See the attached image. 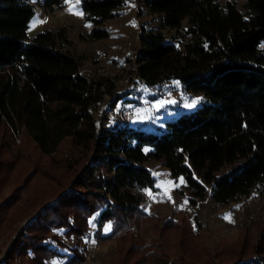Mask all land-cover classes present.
Wrapping results in <instances>:
<instances>
[{
    "label": "trees",
    "instance_id": "1",
    "mask_svg": "<svg viewBox=\"0 0 264 264\" xmlns=\"http://www.w3.org/2000/svg\"><path fill=\"white\" fill-rule=\"evenodd\" d=\"M125 1L80 0L86 39L108 36L105 21ZM63 2L42 5L53 10ZM139 2L159 22L141 26L139 77L150 86L175 79L203 97L161 129L97 125L101 82L90 81L81 57L62 48L61 29L29 36L33 0H0V254L12 244L0 264L85 263L82 242L93 217V238L114 241L116 264H264V204L251 228L242 225L213 253L184 216L161 221L144 211L143 196L157 180L148 157L183 178L176 192L190 205L207 192L225 203L264 178V0L240 7L234 0Z\"/></svg>",
    "mask_w": 264,
    "mask_h": 264
},
{
    "label": "rangeland",
    "instance_id": "2",
    "mask_svg": "<svg viewBox=\"0 0 264 264\" xmlns=\"http://www.w3.org/2000/svg\"><path fill=\"white\" fill-rule=\"evenodd\" d=\"M234 1L240 7L242 0ZM33 2L36 13L30 21L28 35L33 36L37 31L46 28L54 31L61 29L59 42L62 48L81 57V71L90 81L101 82L99 87L101 99L92 110L97 125L100 122L108 124L119 120L150 130L161 129L167 119L173 118L181 110L194 108L202 101L201 93L183 89L175 79H165L150 86L139 77L136 55L140 46L141 26L145 22L149 26L159 25L157 16L148 12L139 0H126L118 10V15L105 21L109 35L96 40H88L85 37L90 24L84 18L80 0L78 5L75 4V0L71 3L64 0L61 7L53 10L46 9L42 5L43 0ZM69 8L82 15L70 14ZM259 48L264 51V42L259 44ZM116 96L120 98L113 103ZM155 104L161 105L159 110L154 107ZM141 116L143 120L140 119ZM148 149L143 148L144 151ZM146 165L157 180L154 190L143 191L144 211L153 213L161 221L170 215L184 216L193 232L213 253L221 244L231 241L242 225L251 228L264 204V178L253 185L247 194H239L225 203L211 199L207 192L199 204L190 205L188 202L185 204L186 199L176 192L181 177L172 178L169 169L152 157L146 159ZM157 185L166 187L158 188ZM12 190L13 185H7L3 195L8 196ZM169 194L175 204L167 199ZM24 222L18 226L15 233H12L14 240L27 226ZM89 224H92V220H89ZM92 229L88 227L86 238L83 240L90 244L94 241ZM133 230L136 231V228ZM140 231L142 236L147 237L150 225L144 223ZM5 237L6 235L0 238V243ZM62 238L71 247L78 244L76 238L69 240ZM10 242L11 239L8 240V246L1 247L3 253L0 254V262L9 247H12ZM114 249V241L106 244L96 243L97 252L86 254V262L82 264H116ZM65 261L66 259L55 258L47 264H64Z\"/></svg>",
    "mask_w": 264,
    "mask_h": 264
},
{
    "label": "snow or ice",
    "instance_id": "3",
    "mask_svg": "<svg viewBox=\"0 0 264 264\" xmlns=\"http://www.w3.org/2000/svg\"><path fill=\"white\" fill-rule=\"evenodd\" d=\"M65 2H66V3H71L72 0H65ZM75 4L78 5V4H79V0H75ZM69 12H70V14L82 15V13H79V12L74 11L73 8H69ZM38 22H42V21H38ZM189 106H190V105H189ZM154 107H155L157 110H159V108L161 107V105H160V104H155ZM140 119L143 120V117L141 116ZM180 183H183V178H180ZM157 187H158V188H160V187H166V185H157ZM149 195H151L150 192H149ZM167 199L170 200V201H172V202L175 204V201L172 200V197H171L170 194L167 195ZM184 203L187 204V200H185ZM226 218H229V219H230V217H226ZM230 222H231V221H230ZM110 229H111V225L109 224V225L107 226V230H110Z\"/></svg>",
    "mask_w": 264,
    "mask_h": 264
},
{
    "label": "crops",
    "instance_id": "4",
    "mask_svg": "<svg viewBox=\"0 0 264 264\" xmlns=\"http://www.w3.org/2000/svg\"><path fill=\"white\" fill-rule=\"evenodd\" d=\"M95 219H96V217H93V219H91L92 220V224H89V228H91L92 229V226H94V231H95V229H96V226H95ZM110 223H106L105 225H104V227H103V233L104 234H107V233H109L110 232V230H107V226L109 225ZM92 229V230H93ZM94 231H92L93 232V234H94ZM94 239V238H93ZM82 243H86V247H87V254L88 253H92V254H94V252L96 251V241L94 240L91 244L90 243H87L86 241H83ZM97 252V251H96ZM49 262H51V261H49ZM48 262V263H49Z\"/></svg>",
    "mask_w": 264,
    "mask_h": 264
},
{
    "label": "water",
    "instance_id": "5",
    "mask_svg": "<svg viewBox=\"0 0 264 264\" xmlns=\"http://www.w3.org/2000/svg\"><path fill=\"white\" fill-rule=\"evenodd\" d=\"M30 220H31V219H27V220L24 222V225L26 226ZM9 249H10V247H9ZM9 249H8V250H9ZM8 250H7V251H8Z\"/></svg>",
    "mask_w": 264,
    "mask_h": 264
},
{
    "label": "built area",
    "instance_id": "6",
    "mask_svg": "<svg viewBox=\"0 0 264 264\" xmlns=\"http://www.w3.org/2000/svg\"><path fill=\"white\" fill-rule=\"evenodd\" d=\"M141 80H143V81H144V79H143V78H141Z\"/></svg>",
    "mask_w": 264,
    "mask_h": 264
}]
</instances>
